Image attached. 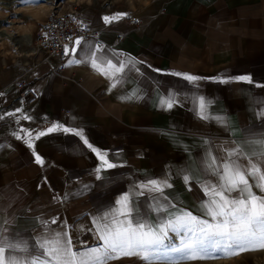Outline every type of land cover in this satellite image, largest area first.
<instances>
[{
  "label": "crops",
  "instance_id": "1",
  "mask_svg": "<svg viewBox=\"0 0 264 264\" xmlns=\"http://www.w3.org/2000/svg\"><path fill=\"white\" fill-rule=\"evenodd\" d=\"M71 1L86 2L82 18L94 32L78 56L69 50L60 69L53 57L25 55L21 45L0 41V235L26 242L22 257L38 255V242L55 233L70 236L78 251L97 246L94 221L125 194L134 219L148 223L181 210L203 215L205 186L219 184L212 158L219 166L229 151H251L249 142L264 139V0H150L112 23L103 20L109 11L90 4L95 0ZM97 48L101 60L128 63L118 82L87 61ZM75 59L82 62L69 64ZM18 80L27 96L16 89ZM169 97L174 106L162 107ZM53 125L82 129L116 167L101 168L75 135L35 139ZM153 179L171 187H142ZM108 264L146 262L124 257Z\"/></svg>",
  "mask_w": 264,
  "mask_h": 264
},
{
  "label": "snow or ice",
  "instance_id": "2",
  "mask_svg": "<svg viewBox=\"0 0 264 264\" xmlns=\"http://www.w3.org/2000/svg\"><path fill=\"white\" fill-rule=\"evenodd\" d=\"M126 15L127 13H117L105 16L103 20L105 23H112ZM81 47L82 38H77L71 53L78 56ZM99 51L101 50L97 48L86 54L87 61L92 68L118 82V74L125 71L128 63L114 64L111 60H101L97 55ZM64 52L65 55L69 54L67 46ZM81 62L80 59L69 60V64ZM185 78L189 81L198 79L192 75ZM237 79L250 81L248 76ZM160 104L171 109L174 99H163ZM205 107L204 99L201 98L202 116ZM24 119L30 117L25 116ZM58 131L78 137L99 158L101 168L116 167L107 159V153L89 142L82 129L53 125L36 134L35 139ZM28 136L29 147H33L32 134L28 133ZM249 144L255 146L253 150L234 148L227 153L229 159L219 166L216 165L215 157L212 158L210 167L218 173L219 184L205 186L208 200L202 205L203 215L181 210L156 223H148L146 220L134 219L130 195L125 194L117 200L118 207L114 211L94 221L98 240L101 242L97 246L78 251L73 247L70 236L55 233L38 242V255L22 257L18 253H29L27 243L0 235V264H108L111 260L124 257H137L146 264H152L153 261L175 264L179 260L231 257L243 251L264 249V160H257V156L264 157V139L251 141ZM242 157L247 158L246 166L239 163ZM34 159L37 164H44L39 154H35ZM184 179L187 181L189 177L185 176ZM142 187L162 193L164 188L171 185L167 181L153 179ZM254 188L259 189V194ZM155 210L168 211L165 206H158Z\"/></svg>",
  "mask_w": 264,
  "mask_h": 264
},
{
  "label": "rangeland",
  "instance_id": "3",
  "mask_svg": "<svg viewBox=\"0 0 264 264\" xmlns=\"http://www.w3.org/2000/svg\"><path fill=\"white\" fill-rule=\"evenodd\" d=\"M60 1L62 4H65V2L69 3L67 0ZM149 1L150 0H112L110 4H107L105 0H95L90 1V4L95 7H102L103 9L109 11L111 15L117 13L137 14V12H139L140 9L144 7V5H146ZM54 3V0H38V2H25V0H17L9 9H6L0 5V19L8 16L11 22H15L14 25H16V30L11 27L12 25H7L3 27V29L6 31L11 30L13 33L15 32V34H27L31 37L36 30L35 26H37L38 23L43 20L46 12L50 10V7ZM85 3V1H77L81 11L82 6H84ZM5 40L11 43L7 39ZM8 46L11 45L8 44ZM12 48L18 49L16 46H13ZM3 50L4 48L1 47L0 54L4 55L5 53H3ZM155 264H173V262L155 261ZM175 264H264V249L243 251L238 255L231 257L220 256L215 259L179 260L176 261Z\"/></svg>",
  "mask_w": 264,
  "mask_h": 264
},
{
  "label": "built area",
  "instance_id": "4",
  "mask_svg": "<svg viewBox=\"0 0 264 264\" xmlns=\"http://www.w3.org/2000/svg\"><path fill=\"white\" fill-rule=\"evenodd\" d=\"M83 22L82 11L77 2H55L45 17L36 26V30L31 39V54L45 55L43 58H55L60 69L62 61L66 58L65 46L72 49L77 38L85 39L93 34ZM101 45V42H97ZM15 87L22 91L24 96L29 94V89L25 88L24 81L18 80ZM3 93L0 90V98Z\"/></svg>",
  "mask_w": 264,
  "mask_h": 264
},
{
  "label": "bare ground",
  "instance_id": "5",
  "mask_svg": "<svg viewBox=\"0 0 264 264\" xmlns=\"http://www.w3.org/2000/svg\"><path fill=\"white\" fill-rule=\"evenodd\" d=\"M3 1V0H2ZM45 1V0H44ZM69 2H73V1H69ZM2 5V4H0ZM3 6V5H2ZM5 7V6H3ZM6 8V7H5ZM6 9H9V8H6ZM11 22V21H10ZM84 22V21H83ZM13 23V22H12ZM7 25H3L0 27V32L1 31H6L5 29H3V27H5ZM2 28V29H1ZM6 33L8 34V36H10V39L9 38H1L0 41H3L5 39H7L8 41H10L13 46L15 47H18L21 45V48L19 49L21 52H23V54L25 55H28L29 53L32 52V48H31V37L27 34H23L22 37L20 39H18L13 32H8L6 31ZM14 41V42H12Z\"/></svg>",
  "mask_w": 264,
  "mask_h": 264
},
{
  "label": "water",
  "instance_id": "6",
  "mask_svg": "<svg viewBox=\"0 0 264 264\" xmlns=\"http://www.w3.org/2000/svg\"><path fill=\"white\" fill-rule=\"evenodd\" d=\"M17 0H0V4H2L3 6H5L6 8H10ZM45 1H50V0H45ZM54 2H60V0H54ZM11 20L8 18V16H5L3 19H0V27L3 25H13L12 22H10ZM1 38H9L10 36H8V34L6 33V31H1L0 32V39ZM14 42V41H12Z\"/></svg>",
  "mask_w": 264,
  "mask_h": 264
}]
</instances>
